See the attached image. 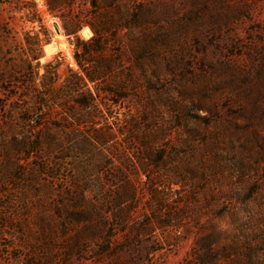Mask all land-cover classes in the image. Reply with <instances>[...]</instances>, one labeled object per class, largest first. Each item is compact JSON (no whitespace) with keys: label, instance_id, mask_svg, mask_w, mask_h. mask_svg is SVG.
<instances>
[{"label":"rangeland","instance_id":"1","mask_svg":"<svg viewBox=\"0 0 264 264\" xmlns=\"http://www.w3.org/2000/svg\"><path fill=\"white\" fill-rule=\"evenodd\" d=\"M0 264H264V0H0Z\"/></svg>","mask_w":264,"mask_h":264},{"label":"trees","instance_id":"2","mask_svg":"<svg viewBox=\"0 0 264 264\" xmlns=\"http://www.w3.org/2000/svg\"><path fill=\"white\" fill-rule=\"evenodd\" d=\"M91 25V24H90ZM78 28V27H77ZM66 32L68 34H75L77 29L69 30L65 27ZM91 29L93 31V36L89 40H81L78 37L75 38V47L76 51L74 54L75 60L77 61L79 68L81 69L82 74L77 77L76 80L80 84H82V93H85V99L83 102H79L81 104V108L88 111L94 105L96 106L98 103L95 101L96 96L92 94L89 90L88 83H92L95 86L101 82L106 81L109 85L114 86L115 83H112L114 73L112 70V65L120 62V57L115 58L109 54H107V50L105 48L107 30L106 28L102 27H95L91 25ZM90 57L96 58V64L94 65V69L88 70L85 64L87 61L90 60ZM75 75V74H74ZM118 89H123V87L119 84L116 85ZM96 88V87H95ZM77 90V89H76ZM104 92H110L109 89L104 88ZM112 94H115L113 91ZM118 99L124 100L126 99L125 94H116Z\"/></svg>","mask_w":264,"mask_h":264},{"label":"bare ground","instance_id":"3","mask_svg":"<svg viewBox=\"0 0 264 264\" xmlns=\"http://www.w3.org/2000/svg\"><path fill=\"white\" fill-rule=\"evenodd\" d=\"M48 48V47H47ZM53 49V48H52ZM48 50H51V47L50 48H48ZM54 51V50H53ZM47 52H49V51H47Z\"/></svg>","mask_w":264,"mask_h":264}]
</instances>
